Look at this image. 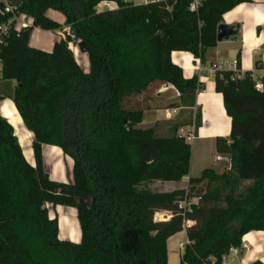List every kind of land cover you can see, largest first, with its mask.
Returning a JSON list of instances; mask_svg holds the SVG:
<instances>
[{
    "label": "trees",
    "instance_id": "1",
    "mask_svg": "<svg viewBox=\"0 0 264 264\" xmlns=\"http://www.w3.org/2000/svg\"><path fill=\"white\" fill-rule=\"evenodd\" d=\"M102 1L117 8L99 10ZM9 2L22 7L32 26L3 33L11 15L0 0V79L16 83L12 100L33 134L35 165L0 112V264H168L167 241L184 228L188 242L179 264H222L245 234L264 232V77L260 90L251 72L242 78L231 70L214 73L231 118L230 135L217 137L215 148L230 166L222 173L204 169L188 179L186 191L155 185L189 176L191 144L179 131L202 125L200 109L194 123L176 122L166 132L158 124L140 126L164 85L174 86L192 111L205 85L198 75L185 77L172 52L205 62L223 15L251 0H200L196 10L192 0ZM49 9L61 12L64 23L47 16ZM34 27H69L75 36L65 31L47 52L30 45ZM81 42L87 72L70 48ZM44 144L73 159V182L50 178ZM192 197L198 202L190 210L179 207ZM46 204L77 209L80 243L59 238L58 219ZM158 211L171 212L170 219L157 220Z\"/></svg>",
    "mask_w": 264,
    "mask_h": 264
},
{
    "label": "crops",
    "instance_id": "2",
    "mask_svg": "<svg viewBox=\"0 0 264 264\" xmlns=\"http://www.w3.org/2000/svg\"><path fill=\"white\" fill-rule=\"evenodd\" d=\"M47 16L61 24L65 21V16L61 12L53 9L47 11ZM222 23L232 25L237 30V34L228 41L218 42L216 47L208 51L205 62H201L189 52L174 51L171 54L172 61L182 68L185 77L190 78L194 75H198L200 81L205 85L203 90L197 92L195 106L192 108V110L200 109L202 125L197 130H195L193 124L181 127L185 135L186 133L193 135L192 139H187L191 144V166L193 159L192 142L198 140L209 146V149L214 155V167L211 169H214L217 173H222L224 171L220 170V166L223 162H226L224 163L226 168L230 166L227 158L217 154L215 139L217 137H228L230 135L231 118L226 113L222 94L215 90L214 73L210 72L209 68L212 64L221 61L227 60L234 62L239 60L241 70L244 73L251 72L257 83H261V79L264 77V0H251V2H245L235 6L223 15ZM258 28H260L259 31ZM65 31H68L67 28L51 32L34 27L31 34L30 45L34 48L51 52L55 42L65 37ZM48 39H50L48 46L43 45V42ZM70 48L80 65L79 60L82 57V51H79L78 46L74 44L73 47L70 46ZM83 58L85 59V66L81 68L87 72L89 70V66H87L89 63H87L86 56ZM257 60L261 61V69L256 68ZM15 87L16 83L14 81L0 79V94L5 96L0 103V112L15 128L21 147L23 143L28 144L26 150L22 147L23 153L26 160L34 166L35 159L32 149L33 134L31 133V138H26V135L22 132V136L24 137L22 139L21 136L17 134L16 127L12 120L16 119L24 126L23 120L12 100ZM172 104L177 105L170 107ZM150 107L151 108L145 112V118L140 125L141 127L144 126L143 128L154 126L166 110L175 109L176 112L173 114V117L169 119L171 120L179 119L182 111L187 109L182 106L180 93L172 85H169L167 91L163 92L160 90L151 100ZM147 116L150 118L147 119ZM30 143L31 145H29ZM43 162L45 171L49 174L51 179L65 183L73 182V159L65 154L60 147L44 144ZM190 177L189 174V176L183 178L181 181L174 183H181L187 187ZM176 189L177 188L167 191ZM46 206L49 209L50 217L58 219L59 238L74 243H80L81 229L77 209L63 205L53 206L51 204H46ZM165 213L167 219H169L171 217L169 216L170 212L165 211ZM193 224L194 222L189 221L187 226ZM187 242L186 228L168 239V264L180 263L181 254ZM255 261H261L264 264L263 231H251L245 234L242 238V246L233 249L227 254V264H251Z\"/></svg>",
    "mask_w": 264,
    "mask_h": 264
},
{
    "label": "built area",
    "instance_id": "3",
    "mask_svg": "<svg viewBox=\"0 0 264 264\" xmlns=\"http://www.w3.org/2000/svg\"><path fill=\"white\" fill-rule=\"evenodd\" d=\"M129 1H132L135 4H148V3L158 1V0H129ZM2 2L4 3L3 12L9 13L11 15V18L9 19V21L6 24H4L2 27L3 33H7L11 27H13L16 31H19L23 28H28L32 26V19L23 12L22 7L20 5L12 4L11 2H9V0H2ZM199 2L200 0H192L191 9L196 10L198 8ZM97 8L99 10H105V9L113 10L117 8V4L112 1H102L101 3L98 4ZM1 41H2V37L0 36V42ZM226 70L234 71L236 73L235 76L237 78H242L244 76V72L242 70L239 71L237 68V61H234V62H230L227 60L221 61V62L212 64L209 68V71L212 73H215L217 71H226ZM256 88L262 90L263 88L262 83L260 82L256 83ZM168 89H169V85H164L160 90L164 92V91H167ZM175 112H176L175 109L166 110V118L167 119L172 118ZM192 138H193L192 134L191 135L189 134L187 137V139H192ZM197 202H198V197H192V198L181 201L179 203V207L185 210H190L191 204L197 203ZM156 214L158 215V212ZM232 250L233 249H231L230 251ZM221 260H222V264H227V254H224Z\"/></svg>",
    "mask_w": 264,
    "mask_h": 264
},
{
    "label": "rangeland",
    "instance_id": "4",
    "mask_svg": "<svg viewBox=\"0 0 264 264\" xmlns=\"http://www.w3.org/2000/svg\"><path fill=\"white\" fill-rule=\"evenodd\" d=\"M64 28H67V30H69V27H64ZM49 42H50V39L43 42V45L48 46ZM78 49H79V51H81L80 48H78ZM81 55H82V57L79 61H80V66L83 67V66H85V62H84L85 59L83 57L84 56L87 57L86 58L87 63H89V60H88V55L85 52H82ZM87 66H89V64ZM0 69H1V64H0ZM196 113H197V110L191 111V110L186 109V110L182 111L179 119L169 120L166 118V111H164L163 116H160V120L156 124H158L159 130L161 132H166L171 127V125H173L176 122L185 123V122L192 121L194 123ZM149 118L150 117L147 116V119H149ZM142 127H144V126H142ZM179 133L181 135H184L186 137V139L189 135L187 133L185 135L181 129H180ZM192 143H193V159H192V166L190 164L189 174L191 177H198L201 175V173L204 169H206V168L209 169V168L214 167V163H213L214 155L211 152V150L209 149V146L207 144H203L202 142H199L198 140H195ZM29 145H31V143ZM27 146H28L27 143L22 144V147L25 150H26ZM224 163H226V162H223V164L220 166L221 171L226 169ZM155 186L159 190H163V191L172 190L174 188L185 189V191H186V188H187L184 184H181V183L175 184L174 182H167V181L166 182H157ZM169 216H171V212L169 213ZM155 217L157 220H162V221L167 219V215H166L165 211H158V215L156 214ZM183 240H185V239H183ZM182 246H184V245H182Z\"/></svg>",
    "mask_w": 264,
    "mask_h": 264
},
{
    "label": "water",
    "instance_id": "5",
    "mask_svg": "<svg viewBox=\"0 0 264 264\" xmlns=\"http://www.w3.org/2000/svg\"><path fill=\"white\" fill-rule=\"evenodd\" d=\"M260 28H258V31ZM69 34L73 37L75 36V32L73 28H69ZM237 34V30L232 26L225 23H221L217 28V41L218 42H224L228 41L231 37L235 36ZM78 48L82 52H86V47L83 42L77 44Z\"/></svg>",
    "mask_w": 264,
    "mask_h": 264
},
{
    "label": "bare ground",
    "instance_id": "6",
    "mask_svg": "<svg viewBox=\"0 0 264 264\" xmlns=\"http://www.w3.org/2000/svg\"><path fill=\"white\" fill-rule=\"evenodd\" d=\"M70 46L73 47V44H71ZM13 123L16 127L17 130V134L21 136V138L23 139L24 137L22 136V132L26 135V138H31V132H29L22 124L20 121L16 120V119H12Z\"/></svg>",
    "mask_w": 264,
    "mask_h": 264
}]
</instances>
